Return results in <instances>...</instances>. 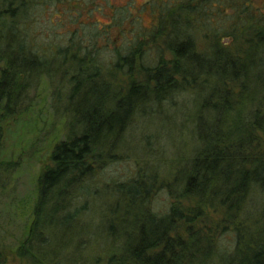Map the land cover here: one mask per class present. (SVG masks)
<instances>
[{"label": "trees", "instance_id": "16d2710c", "mask_svg": "<svg viewBox=\"0 0 264 264\" xmlns=\"http://www.w3.org/2000/svg\"><path fill=\"white\" fill-rule=\"evenodd\" d=\"M72 1L79 6L0 0V199L4 179L23 164L7 161L4 145L37 99L51 100L65 131L36 178L16 256L44 264L36 248L73 237L88 209L81 189L123 161L118 148L134 126L190 105L196 147L187 167L170 184L146 162L126 180L107 182L126 226L91 264H220L228 234L227 264H264V214L254 219L249 210L264 194V0H149L138 11L153 17L148 27L130 6L111 8L100 27L64 12L74 17L58 26L63 32L51 22V35L37 33L35 11ZM197 38L207 46L199 49ZM164 190L171 201L161 214L152 200Z\"/></svg>", "mask_w": 264, "mask_h": 264}, {"label": "rangeland", "instance_id": "374dc122", "mask_svg": "<svg viewBox=\"0 0 264 264\" xmlns=\"http://www.w3.org/2000/svg\"><path fill=\"white\" fill-rule=\"evenodd\" d=\"M76 1L78 7H75L76 3L72 1L71 7L64 3L58 4L57 9L45 7L35 11V17L39 20L37 33L43 34L44 37L51 35V32H54L51 31V22L57 24V28L54 29L57 34L63 32L58 26L62 21L63 24L67 23V17H74L62 15L64 12L70 14L78 12L82 17L81 20L100 27L110 22L111 8L130 6L133 14H139L144 27L150 26L153 21L149 12L138 13L149 0ZM59 14L62 15L61 18ZM222 44L229 45L227 41H223ZM197 45L202 49L207 43L197 38ZM50 105L49 98L37 99L34 110L28 120L26 119L27 122L24 120L25 125L20 124L15 129L12 128L10 137L4 145V158L7 161L22 160L23 164L17 174L4 179L7 195L0 199V256L2 257L0 264H30L27 259L16 256L17 241L27 221L29 204L34 199L38 173L41 168L49 165L48 158L54 145L65 138L61 118L53 115ZM190 107L189 105L186 109L182 107L176 110L168 109L166 117H154L149 122L137 123L134 130L120 142L118 149L124 153L123 161L107 166L95 179V183L89 182L81 189V203L87 202L88 209L73 224V237L67 241L56 239L48 245H37V259L44 264H79V258H84L88 264H91V260L96 257L104 259L108 250H112L115 244L114 238L120 236L122 227L126 226L121 221L124 217L123 210L113 212L116 199L105 189L107 182L126 180L134 175L136 163L146 162L142 165L153 168L158 180L170 184L174 172L187 167L188 160L194 154V146L196 147L194 110L191 111ZM170 201L171 198L164 190L152 200V207L156 212L164 214L168 211ZM254 202H257L255 206ZM261 207L264 208V194H257L249 207L252 218H257L255 217L257 214L260 216L264 214V209L260 211ZM205 213L208 214L211 222H216L215 220L219 218L213 209H206ZM82 243L87 244V247L80 248L79 245ZM232 248L233 236L225 235L221 240L220 252H226L227 255H220V264L228 263ZM70 260L74 262H69Z\"/></svg>", "mask_w": 264, "mask_h": 264}]
</instances>
